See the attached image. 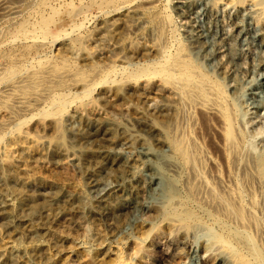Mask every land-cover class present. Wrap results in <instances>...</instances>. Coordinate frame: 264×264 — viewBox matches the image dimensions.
Wrapping results in <instances>:
<instances>
[{
	"label": "rangeland",
	"instance_id": "obj_1",
	"mask_svg": "<svg viewBox=\"0 0 264 264\" xmlns=\"http://www.w3.org/2000/svg\"><path fill=\"white\" fill-rule=\"evenodd\" d=\"M12 1H14V4ZM12 1L9 4L10 6L12 5L14 9L17 8L18 14L1 13L0 11V51H2L0 54H3L0 55V71H2L0 72V76H6L8 70L14 69L17 71L16 74L18 78H38L44 71L65 68L64 70L66 71L68 69L67 71L69 73H75L79 70L78 75L86 81L89 80L86 82V86L82 88L80 85L69 87L71 83H73L71 81L72 78L66 79L65 86L67 85L68 87L66 86V90L62 89L58 91V94L61 93L60 95L67 96L68 102L70 101L65 112L59 116L60 123H58L61 125L60 129L56 128L57 124L52 116L46 117L47 114L44 113L50 104L49 97L44 98L43 102L42 100L36 102L30 101L28 103V108L18 112L20 114L16 113V116L14 115L15 113L12 114L5 108L6 105L12 103L15 92L13 90H6L0 97V121H6L11 116H14L11 125L0 128V133L3 130L0 134V137L3 136L0 138V148H2L0 149V161H11L12 164L14 162L15 169L18 170H16L17 172L32 174L34 170L43 176H54L65 184V191L73 192L80 185L84 195L82 201L87 207L84 210L85 223L82 226L72 225L73 219L77 216V212H75L74 207L70 208L71 206L69 204L63 202H52V208L49 210L47 207L46 209L48 212L45 209L42 215H40L41 218H38V216L36 218H30L27 210L20 213L23 216L21 217V215H19L20 218L18 220L16 219L14 222V228L16 229L17 227L18 229L16 230H21L22 235L24 234L21 236L22 242L24 244H29L38 240L43 242L44 240L43 246L36 251L39 258V263L37 264H78L85 258V253L83 252L85 248L82 249V247L87 248L89 245L94 248H92V255L95 259L94 264H122L121 262L124 264H126V262L128 264H233L231 260L221 259V257L228 251H234V248L225 245L218 236L217 230L215 228L212 230L206 224L207 217H205V215L195 211L198 215L195 222L193 221L186 226H184V224L175 223L174 228L170 231L167 228L158 229L162 221L161 217L156 215L157 210L160 208L159 204L155 205L157 203L148 204L146 209L130 215L131 221L127 225L125 231L131 233V237L127 239L124 235H118L119 237L117 236L116 238H119L117 240L118 244L112 243L115 246L112 244L110 245L112 252L118 251L120 253L119 257H106L102 255L99 250H97L98 242L102 237L113 233L115 228L121 223V220L116 218L113 220V217L94 218V216L89 214L87 209L94 206L100 198L102 199V197L104 198L109 194L113 189L114 179L118 172L115 168L108 167L96 170V166L87 159L86 154L93 151L105 150L109 147L110 151L115 155H126L127 149L122 141L117 140L110 144L106 137L99 138L97 136V132L92 128L95 121L108 122L115 126L118 125L124 130L133 129L138 131V127L134 124V120L143 117L148 118L152 124L157 127L163 126L160 124L162 123L160 118H158V115H160L158 110L160 105H162V100L161 97L155 95V78L143 76L136 79L132 76L128 77V75L123 73V76L119 75L121 73H118L116 74L118 77H116L112 73L109 81L101 82L99 77L95 78L93 75L92 68L97 66L96 69L103 72L99 73L106 75L108 71H111L113 68L118 69L122 65L120 62H124L129 58L140 63L151 61L153 58L155 59V54L151 51L155 43V21L163 18L166 14L172 18L174 26L177 31L180 32L179 34H181L180 37L182 39H185V34L182 32L185 29L197 30L201 32L202 40L209 46L211 52L220 51L218 58H211L209 56V58L207 57L204 59L201 57L202 52L199 53L200 55L198 54V60L204 62H202V64L211 74L217 72L215 71L217 70L215 69L217 62L220 59L224 61L227 58V47H229V45L233 47L236 61H234V59L229 66L234 68L235 80H237L239 84V88L233 95L236 98V105H238V123L243 132V141L241 143L242 152L249 160L257 157L258 154L264 150V109L261 111L257 110L253 105V101L255 102L259 97H263L264 91L259 92L254 90L253 92L252 87L254 84L260 83L262 75H264V69L259 67L264 61V46L261 45L260 39L257 36L258 32L264 27L261 26L260 20H252L253 15L258 16V14H255L252 7L249 6V0H242L244 6L243 12L240 11V14L237 12L235 6H233L231 0H188L189 4L188 7H186L187 9H183V7L176 8L174 6L176 0H130L134 7L130 9L122 8V10L118 5L120 2L118 3L116 0ZM149 2H152L151 5ZM24 4H28L29 7ZM73 8L79 10V12L73 15L75 18H72L70 22H67V24L64 23V26L63 24L56 25L53 21H49V19L53 17L52 12L63 13L71 9L74 10ZM237 14L239 16H237ZM258 17L260 18L262 16L259 15ZM44 21H46V24L43 25L42 22ZM18 24L24 25L26 31H24L23 34L18 33ZM239 24L241 25V30H236L235 26ZM41 25L42 27H40ZM4 32L6 35L3 36ZM259 46L262 47L260 48ZM73 64L75 67H73ZM6 66L8 68H6ZM107 67L109 69H107ZM4 69L7 71L4 72ZM32 71L34 73H32ZM226 81L227 78L223 81L224 85H226ZM231 84H227L226 87V92L228 94H230L229 88ZM242 85L244 86L242 87ZM92 86H96V89L92 90L88 96H85L82 90L84 88L90 89ZM158 94L161 93L158 92ZM34 111L35 113H33ZM7 113L9 114L7 115ZM201 122V134L199 133L201 137L200 140L207 144L205 147L217 163L220 164V171L222 175H224L223 172H225V169L223 170L224 165L222 166L218 150L216 151L215 145H213L214 143L208 138L209 134L207 133H209V126L205 121ZM15 123L17 125L15 128H12ZM12 129L18 133L20 131L24 132L25 130L28 136H35L36 134L42 135L46 141L57 145L59 150L54 152L48 146H44L43 150V148H36L33 144L23 139H14L11 135ZM202 130H205V133L202 132ZM141 134L146 137L143 132H141ZM45 136L47 137L45 138ZM146 138V144L156 148L153 142L150 141L151 139L148 137ZM102 143H108L109 145H103ZM68 148L77 150L79 155L83 153L82 156L80 155L81 163L78 164L79 166L68 162V157H66L65 153L61 155L62 152L69 150ZM81 151L83 152L81 153ZM58 158H61L62 161H60L61 159L58 161ZM18 162L21 165L18 164ZM60 162L62 163L60 164ZM63 163H65V165ZM81 164L83 165L81 166ZM69 165L70 168L67 167ZM80 167L83 168L80 169ZM84 167L86 169L88 168V170H92L90 181L84 176ZM137 172L140 173V170H137ZM262 173L258 175V179L256 180L257 183L254 182V186L256 185L254 189L255 199L259 205L257 215L264 224V172ZM25 189V193L34 194V197H42L48 201L47 203L50 202V199H48L51 197V195H49L50 190L46 186H40L36 183L29 182L25 186ZM1 192L0 196L1 199L3 198V201L14 202L11 194L3 191ZM54 203L57 206H54ZM62 207L63 209L65 208L63 211L61 210ZM67 208L68 210H66ZM26 212L27 214H25ZM49 213H52V216L54 215L53 213H55L54 218H50L52 221L50 222V220H48L45 221V223L43 222L37 230V233L32 231L30 228L31 224H37L39 219L41 220L42 217H47ZM27 217L29 219H27ZM9 234V230L4 227L0 228V241L4 242ZM19 253L17 249H14L9 255L20 256L21 253ZM227 256L228 254L226 258ZM3 263L22 264L21 262L0 259V264Z\"/></svg>",
	"mask_w": 264,
	"mask_h": 264
},
{
	"label": "bare ground",
	"instance_id": "obj_2",
	"mask_svg": "<svg viewBox=\"0 0 264 264\" xmlns=\"http://www.w3.org/2000/svg\"><path fill=\"white\" fill-rule=\"evenodd\" d=\"M11 1L0 0L1 13L5 12L8 14H18V11L16 10L17 8L14 9L12 5V7L10 6L9 3ZM116 1H118V3L120 2L118 5L121 10L122 8L130 9L134 7L130 0ZM231 1L233 2V6H235L238 13L243 10L244 5L242 0ZM12 3L14 4V1H12ZM174 3V6L176 8L183 7V9L188 7L189 4L188 0H176ZM248 3L249 6L252 7V10H254L255 14H258V16H262L259 18L257 15H253L252 20H260L261 26L264 27V0H249ZM24 5H27L29 7L28 4ZM78 12L79 10L75 9H71L63 13L52 12L53 17H51L49 21H53L56 25L63 24L64 26V23L67 24V22H70L72 18H75L73 17V15ZM237 16L239 15L237 14ZM23 24H18L19 34H23L24 31H26ZM42 24H46V21L42 22ZM40 27H42V25ZM235 28L236 30H241V25H236ZM182 32H184L185 34V39H182L180 37L181 34H179L180 32L175 28L172 18L169 15L165 14L163 18L155 21V43L151 48V51L155 54V59L153 58V60L151 61L140 63L129 58L124 62H120L122 63V65L118 69L112 67L113 69L111 71H108V74L106 75H102L101 73L103 72L98 71L96 69L97 66L92 68L93 75L95 76V78L99 77L101 82L109 81L112 73L115 76L118 73H121L119 75H122L123 73L128 75V77L132 76L136 79L143 76H151V78H155V95L161 97L162 100V105H160V108L158 110V113L160 114L158 115V118H160L162 122L160 124L163 125L161 127H157L153 125L148 118L143 117L135 120L133 119L135 121L134 124H136L138 127V129L136 128L138 131L133 129L124 130L120 126H115L114 124L111 125L108 122L95 121L93 123L92 128L97 132V136L99 138L106 137L110 144L114 143L117 140L122 141L127 149L126 155H115L110 151L109 147H107L109 144L107 143V145L105 143L107 145V148L105 150L100 149L101 151H93L89 154H86L87 159L96 166H94L96 170L108 167L115 168L118 172L117 176H115L114 179L113 189L111 191L109 190V194L104 198L102 197V199L100 198V200L96 204H94V206L87 209L89 214L94 216V218L113 217V220L114 218L121 220V223L118 225V227L115 228L113 233L101 238V240L97 244V250H99V252L106 257H119L120 253L118 251L112 252V250L110 249V245L112 243H117V240L119 238H116L118 235H124L127 239L128 237H131V233H127L125 231L127 229V225L131 221L130 215L134 214L137 211L146 209L148 204L157 203L155 205L159 204L160 208L159 210H157L156 215L160 216L162 221V223L159 224L158 229L167 228L170 231L174 228L175 223L184 224V226H186L193 221L195 222L198 216L195 211H197V213L203 214L205 215V217H207L206 224L212 230L213 228L217 230V234L223 241V243L234 248V251H228L224 254L223 257H221V259H229L233 264H264V224L260 217L257 215L259 205L255 199L254 189V187L256 186H254V182H256V180L258 179V175L264 172V150L254 159L250 158L252 160L247 159V156L245 157L242 152L241 143L243 141V132L238 123V105H236V98L233 95L234 92L239 88V84L238 81L235 80L234 68H232V66H229V64L235 59L233 47L230 45L229 47H227V58L224 61L220 59L221 61L219 60L217 62L215 68L217 69L215 70L217 72L211 74L202 64L203 61L200 62L198 60V56L200 55L199 53L202 52L201 57L204 59H206L207 57L209 58V56L211 58H218V54H220V51L211 52L209 46L203 42L201 32L197 30L194 31L193 29H185ZM4 35H6L5 32L3 36ZM257 36L260 39L261 45L264 46V28L258 32ZM234 61H236V59ZM73 67H75L74 64ZM259 67L264 69V61ZM6 68L8 67L6 66ZM64 69L60 68L58 70L54 69L44 71L38 78H18L16 74L17 71L14 69H10L8 71L6 70V76L2 75L1 73L2 76H0V97L6 90H13L15 92L12 103H9L5 106L6 110H8V112L12 114L15 113L14 115L16 116V113L20 114L18 112L28 108V103L30 101L36 102L42 100L43 102L44 98L49 97L50 104L47 110L44 111V113L47 114L46 117L51 115L55 123L57 124L56 128L60 129L61 125L59 124V116H61L65 112V109L70 101L68 102V99L66 98L67 96H62L60 95L61 93L58 94V91L66 88L67 85L65 86V82L66 79L69 78H72L71 81L73 82L69 87L80 85L83 88L86 86V82L89 81H86L84 78L78 75L79 70L75 73L71 71V73H69L67 71L68 69L66 71ZM107 69L109 68L107 67ZM6 71L4 69V72ZM32 73L34 72L32 71ZM226 78L227 83L226 85H224L223 81ZM229 83H232L230 85L231 87L229 88L230 94L226 92V87ZM243 86L244 85H242V87ZM95 87L96 86H92L90 89L84 88L82 90L83 94L85 96H88L92 90L96 89ZM252 89L253 92L254 90H257L259 92L264 91V75H262L261 82L258 84H254ZM158 92L161 94H158ZM253 105L257 110H263L264 96L259 97L255 102L253 101ZM33 113H35V111ZM8 114L9 113H7V115ZM13 117L14 116H11L6 121H0V128L11 125L14 120ZM201 121H205L209 126V133H207L209 134L208 138L211 142L214 143L213 145H215L216 151L218 150L219 156L221 157L222 166L224 165L225 167H223V170L225 169V172H223L224 175H222V172L220 171V164L217 163V161L211 156L208 149L205 147V145L207 144L200 140L201 137L199 133L201 129ZM205 122L204 124L206 125ZM16 125L17 124L15 123L12 128H15ZM20 132L18 133L17 131H13L12 129L11 135L14 139H23L30 142L36 148H43L44 146H48L54 152H57V150H59L57 145L46 141L44 139V136L42 135L36 134L37 136H28L25 130L24 132ZM141 132H143L146 137L151 139L150 141L153 142L156 148L146 144L147 138L144 137ZM202 132L205 133V130H202ZM46 137L47 136H45V138ZM102 144L105 145L104 143ZM71 148L74 149L73 147ZM82 152L83 151H81V153ZM63 153H65L66 157H68V159L66 158L68 162L72 164L74 163V165L79 166L78 164L81 163V154L79 155L77 150L69 149L65 152H62L61 155H64ZM59 159L61 158H58V161ZM62 159L60 161H62ZM61 163L62 162H60V164ZM65 163L63 164L65 165ZM18 164L20 163L18 162ZM82 165L83 164H81V166ZM67 167L70 168V165ZM82 168L83 167H80V169ZM16 170L17 169H15L14 162L12 164L11 161H0V192L3 191L5 193L7 192L8 194H11L14 200V202L3 201V198L1 199L0 196V228L4 227L10 232L9 236L7 235V238H5L4 242L0 241V259L6 261L21 262L22 264H37L39 263V258L36 254V251L43 246L44 240L42 239L43 242L41 240H34L35 242L29 244H24L22 242L21 236H23L24 234L22 235L21 230H16L18 229L17 227L16 229L14 228V222L16 221V219L18 220L20 218V213L27 210L30 218H36L37 216L38 218H41L40 215H42V212H44L47 207L49 210L52 208V202H63L65 204H69L71 206L70 208L74 207L75 212H77V216L73 219L72 225L82 226L85 223L84 210L87 207L83 204L82 201L84 195L82 188H80V185L79 187L77 186L78 188L75 191L69 192L64 190L65 184L62 183L60 179H57L54 176H43L38 174L34 170L32 174H26L27 172L21 173L17 172L18 170ZM137 170H140V173H138ZM83 173L86 179L90 181L92 170H88V168H85V170L83 169ZM29 182L36 183L40 186H46L50 190L49 195H51V197L48 198L50 199V202L47 203L48 201L42 197L36 198L33 196L34 194L31 195L28 194V192L25 193V186ZM54 206L57 205L55 204ZM64 209L62 207L61 210L63 211ZM66 210H68V208ZM55 213H53V216L52 213H49L47 217H42L41 220L39 219V222L37 224H31V230L37 233V230L43 222L45 223V221L48 220H50V222L52 221L50 218L53 219ZM25 214H27V212ZM22 216L23 215H21V217ZM27 219L29 218L27 217ZM83 248H85L83 251L85 253V258H83V260L78 264H94L95 259L92 255L93 247L89 245L87 246V248L82 247V249ZM14 249H17L21 253V255L10 256L9 253ZM227 254L229 257L227 256L226 258ZM121 263L124 264L123 262ZM126 264L128 263L126 262Z\"/></svg>",
	"mask_w": 264,
	"mask_h": 264
}]
</instances>
